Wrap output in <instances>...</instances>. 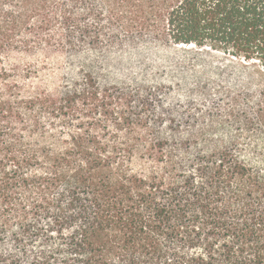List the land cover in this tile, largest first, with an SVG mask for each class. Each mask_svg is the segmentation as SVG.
I'll use <instances>...</instances> for the list:
<instances>
[{"label":"trees","instance_id":"1","mask_svg":"<svg viewBox=\"0 0 264 264\" xmlns=\"http://www.w3.org/2000/svg\"><path fill=\"white\" fill-rule=\"evenodd\" d=\"M149 41L256 74L264 132V0H0V264H264V161L172 145L151 87L79 59ZM15 52L82 66L51 90Z\"/></svg>","mask_w":264,"mask_h":264},{"label":"rangeland","instance_id":"2","mask_svg":"<svg viewBox=\"0 0 264 264\" xmlns=\"http://www.w3.org/2000/svg\"><path fill=\"white\" fill-rule=\"evenodd\" d=\"M79 59L98 72L103 83L137 81L151 87L152 108L145 113L150 112V121L163 119L158 122L157 128L162 130L158 132H163L172 145L174 139L181 147L194 148L210 146L209 138L218 140L219 146L228 140L239 142L237 147L242 148L241 154L249 162L264 161L262 122L255 119L254 113L261 102V87L256 74L243 72L237 61L150 41L109 58L100 53ZM8 63L20 72L28 66L38 69L39 74H33L38 75L35 84L51 90L60 88L67 72L82 66L73 58L42 52H15ZM236 94L239 98L233 103L228 96ZM231 110L233 115L228 114ZM42 122L48 124V117L44 115Z\"/></svg>","mask_w":264,"mask_h":264},{"label":"bare ground","instance_id":"3","mask_svg":"<svg viewBox=\"0 0 264 264\" xmlns=\"http://www.w3.org/2000/svg\"><path fill=\"white\" fill-rule=\"evenodd\" d=\"M184 46H186V45H184Z\"/></svg>","mask_w":264,"mask_h":264}]
</instances>
